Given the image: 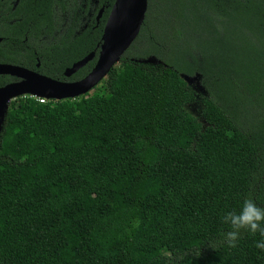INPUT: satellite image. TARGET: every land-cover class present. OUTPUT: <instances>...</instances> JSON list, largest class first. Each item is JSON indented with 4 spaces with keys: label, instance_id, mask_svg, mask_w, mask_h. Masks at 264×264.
I'll use <instances>...</instances> for the list:
<instances>
[{
    "label": "trees",
    "instance_id": "trees-1",
    "mask_svg": "<svg viewBox=\"0 0 264 264\" xmlns=\"http://www.w3.org/2000/svg\"><path fill=\"white\" fill-rule=\"evenodd\" d=\"M104 1L97 25L42 45L40 73L90 71L96 57L63 75L98 52ZM40 12L51 35V7ZM245 198L264 207V0H147L92 93L6 108L0 264H264L259 233L242 231L236 248L221 235L222 213Z\"/></svg>",
    "mask_w": 264,
    "mask_h": 264
},
{
    "label": "water",
    "instance_id": "water-1",
    "mask_svg": "<svg viewBox=\"0 0 264 264\" xmlns=\"http://www.w3.org/2000/svg\"><path fill=\"white\" fill-rule=\"evenodd\" d=\"M146 10L147 0H114L103 27L97 54L95 50L91 51L63 72L65 77H70L96 56L93 67L78 80H57L20 66L0 64V74L19 78L16 82L0 87V129L8 103L17 97L30 95L53 100L74 99L92 90L134 42L143 24ZM100 14L101 10L98 16ZM140 61L157 62L153 56ZM182 77L185 79L183 74Z\"/></svg>",
    "mask_w": 264,
    "mask_h": 264
},
{
    "label": "flooded vegetation",
    "instance_id": "flooded-vegetation-1",
    "mask_svg": "<svg viewBox=\"0 0 264 264\" xmlns=\"http://www.w3.org/2000/svg\"><path fill=\"white\" fill-rule=\"evenodd\" d=\"M41 2L51 7L54 15L51 35L40 30ZM108 6L107 1L101 0H0V64L40 73L38 53L43 44L59 42V36L71 23L76 33L93 22L97 25ZM18 80L15 76L0 74V87Z\"/></svg>",
    "mask_w": 264,
    "mask_h": 264
},
{
    "label": "clouds",
    "instance_id": "clouds-1",
    "mask_svg": "<svg viewBox=\"0 0 264 264\" xmlns=\"http://www.w3.org/2000/svg\"><path fill=\"white\" fill-rule=\"evenodd\" d=\"M221 221L228 229L221 235L229 248L237 247L242 231L264 237V207L258 206L251 198L243 199L238 208L224 211ZM256 247L264 250V241H258Z\"/></svg>",
    "mask_w": 264,
    "mask_h": 264
},
{
    "label": "rangeland",
    "instance_id": "rangeland-1",
    "mask_svg": "<svg viewBox=\"0 0 264 264\" xmlns=\"http://www.w3.org/2000/svg\"><path fill=\"white\" fill-rule=\"evenodd\" d=\"M185 76L186 81L188 82V84H190L196 91L198 92H202V85L200 83V75L199 74H195L193 76H188L186 74H183ZM94 90V88L92 90H90L87 94L92 93V91ZM191 111L193 112V114H196V109L195 106L191 108Z\"/></svg>",
    "mask_w": 264,
    "mask_h": 264
},
{
    "label": "built area",
    "instance_id": "built-area-1",
    "mask_svg": "<svg viewBox=\"0 0 264 264\" xmlns=\"http://www.w3.org/2000/svg\"><path fill=\"white\" fill-rule=\"evenodd\" d=\"M31 97L36 98L39 102H44L45 100H47L46 98H43V97H36V96H31Z\"/></svg>",
    "mask_w": 264,
    "mask_h": 264
}]
</instances>
